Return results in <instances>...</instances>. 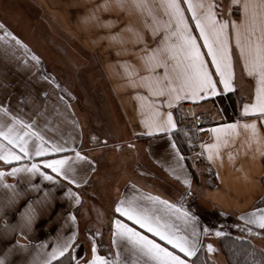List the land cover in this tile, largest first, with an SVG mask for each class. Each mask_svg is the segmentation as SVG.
I'll return each mask as SVG.
<instances>
[{
	"label": "crops",
	"instance_id": "0c3cea01",
	"mask_svg": "<svg viewBox=\"0 0 264 264\" xmlns=\"http://www.w3.org/2000/svg\"><path fill=\"white\" fill-rule=\"evenodd\" d=\"M59 1L36 0L43 10L55 14V21L65 30L73 26L81 29L87 45L106 57L105 71L125 110L126 120L135 127V135L145 138L144 156L156 169L152 171L159 174L152 179L146 169L145 174L124 176L116 181L109 194L101 192L104 201L97 202L96 206L102 214L98 217L99 226L107 230V249L105 252L97 250L96 254L117 259L118 264H156L147 256L129 251L130 245L126 247L124 241L116 238L115 220L121 219L177 255L185 256L174 245L117 213L115 209L121 201L125 205L135 202L159 216L177 235L192 239L195 231L199 242L197 254L208 250L207 245L216 244L217 232L244 233L245 224L260 231L259 225L248 223L247 218L253 211L263 210L258 204L264 197V114L251 108L245 111L246 105L257 103V90L261 86L259 73L249 74L246 67L248 44L255 43L261 35L259 16L254 19V13L258 14L260 9L250 7L245 13L242 7L245 0H238L239 8L234 0H203L205 4H216L218 20L230 21L227 34L232 75L231 87L225 88L192 18V10L187 7L188 0H180L189 30L216 82L214 93L200 90L193 98L192 90L184 81L188 61L179 47L182 44L179 33L173 35L176 26L166 7L167 0H80L90 5H86L85 13L77 17L74 25L67 17L73 7L59 5ZM192 3L198 4L199 0ZM196 11L201 14L204 9L197 7ZM11 15L7 6L0 3V128L14 125L21 136L27 132L31 158L11 163L0 159V170L7 173L3 178L5 183L15 185V189L0 186V256H5L11 248L6 257L8 264H33L34 258L43 260L54 246L72 238L69 253L75 264L77 261L82 264L91 260L93 245L97 243L88 231L95 226H83L80 211L91 204V198L95 199L92 194L99 164L87 151L73 94L43 61L41 45L27 28V21L14 20ZM231 21H235L240 30L244 54L236 43L237 28ZM178 95L180 99L176 98ZM228 95L235 101L234 108L226 110L221 108L220 98ZM184 102L194 104L195 109L198 107L197 110L204 111L213 121L209 129L200 132L196 153L203 161L195 160L194 152L190 151L191 143L187 144L178 134H181V125L176 109ZM168 113L172 114L175 128L168 123ZM13 116L17 120L14 121ZM253 123L255 132L245 127ZM155 125L171 130L157 131ZM228 125L236 127L228 128ZM34 133L44 138V147L50 142L64 151L35 156L41 141ZM208 145L213 147H206ZM9 148L19 151L0 137V155ZM64 156L71 158L66 166L68 180L46 165H42V170L55 175L54 181L27 171L18 172L16 176L10 174L12 168ZM211 174L215 177L210 178ZM73 179L75 184L71 182ZM185 258L189 264H194L195 256Z\"/></svg>",
	"mask_w": 264,
	"mask_h": 264
},
{
	"label": "rangeland",
	"instance_id": "374dc122",
	"mask_svg": "<svg viewBox=\"0 0 264 264\" xmlns=\"http://www.w3.org/2000/svg\"><path fill=\"white\" fill-rule=\"evenodd\" d=\"M0 3L10 10L11 18L27 21V28L32 31L35 40H38L37 43L41 45L45 56L43 61H46L47 66L58 76L59 81L73 94V105L83 127L87 151L96 158L99 164L97 182L92 194L95 199L91 198V204L85 210L80 211L81 222L85 227L89 224L95 226L94 229L88 230L91 232L89 236L97 242L94 243L96 250L105 252L107 230L99 226L98 217H102V214L96 206L97 202L104 201L101 192L113 189V184L124 176L145 174L146 169L150 178L159 177V174L152 171L156 169L147 162L144 156L142 147L145 138L135 135V127L126 120L125 110L105 71L104 64L106 65L108 60L87 45L83 33L80 32L81 29L73 26V29L65 30L59 22L55 21V14L43 10L36 0H0ZM58 3L62 6L73 7V10L67 14L68 20L73 21V25L77 17L85 13V7L90 5L80 0L68 3L60 0ZM61 14L59 11V18ZM95 28L94 26L93 29ZM112 61L116 60L112 58ZM186 103L188 102L182 103L176 109L182 139L187 144L191 143L190 151L194 152L195 156L193 154L192 156L195 160L203 161L202 157L197 154L198 152L196 153L200 143V131L185 120L184 105ZM178 134L181 136L180 133ZM214 177L211 174L210 178ZM227 233L236 234L237 232H226L219 235L213 251L207 249L205 251L206 255L217 260L219 264H228L224 256L226 245L224 235ZM238 234L251 238L264 248L263 231L245 224L244 233L239 232Z\"/></svg>",
	"mask_w": 264,
	"mask_h": 264
},
{
	"label": "snow or ice",
	"instance_id": "6c2138e0",
	"mask_svg": "<svg viewBox=\"0 0 264 264\" xmlns=\"http://www.w3.org/2000/svg\"><path fill=\"white\" fill-rule=\"evenodd\" d=\"M237 7H241L238 0H234ZM167 9H169V15L171 19H174L176 32L173 35L179 33L182 44L179 46L185 53V59L188 63L184 67V81L190 87L193 93V98H196V94L200 90H212L214 93L216 82L213 80L210 72L206 67V62L200 52L199 46L197 44L196 38L192 36L187 20L184 16V9L181 5L180 0H167ZM187 7L192 10V18L196 21V26L200 29V36L203 37V42L207 46L208 54L211 55L212 63L216 66V71L220 75V79L224 83L225 88L231 87V63L229 55V43L227 28L230 21L228 20H218L217 13L215 11L216 4L208 3L205 4L203 0H199L198 4H193L192 0H188ZM200 7L204 9L203 13L198 14L196 8ZM243 11L247 13L249 8H259L260 12L258 14L254 13V19L259 16V25L261 35L257 37L255 43L251 41L248 44V54L249 60L246 61V67L249 68V74L256 71L260 76V88L257 90V103L253 105H246L245 111L247 112L251 108L254 112H259L264 114V0H245L243 4ZM233 27L237 28L236 31V43L241 47V54L245 52V46L241 45L240 30L235 25V21H231ZM255 29H253V32ZM20 43V41H17ZM26 47V46H25ZM34 59H39L38 57H33ZM180 99L179 95L176 97ZM4 111H7L4 109ZM15 121L17 118L12 117ZM23 124V121H19ZM168 123L171 128H175L176 125L172 121V114L168 113ZM31 128V125H27ZM157 131H170L171 129H165L160 125H155ZM228 128H235L236 125H228ZM245 127H250L255 132V123L252 125H245ZM213 131H216L215 129ZM39 137L41 143L35 149V156H44L48 152L60 153L64 151L61 147L51 144L44 147V138L39 136V133H34ZM0 137L8 141L10 145H14L15 148L19 149L18 152L13 151L11 148L7 149L3 155H0V159L5 160L8 163L12 161H19L25 157L31 158L28 148V133L25 132L23 136L15 131L14 125H8L6 128H0ZM206 147H213L208 145ZM77 157L80 154L77 153ZM211 158V154L209 156ZM71 158L64 156L59 159H43L39 163L32 162L30 166H22L19 168H12L10 174L16 176L18 172L27 171L32 174L39 173L44 179L49 181L55 180V175H50L48 172L42 170V165H46L48 169H51L53 173L63 177L64 180H68L70 177L66 174V166L69 165ZM7 173L0 170V186L8 189H15V185L5 183L4 177ZM73 184L76 181L73 179L71 181ZM188 183V181H185ZM153 200H159V197H152ZM79 202V201H78ZM161 203L167 204V201H161ZM175 207V205H171ZM115 211L117 213H122L123 216L127 217L129 220L135 221L137 225L141 228L147 229L149 233H154L155 236L160 237L161 240L167 241L169 245H174L176 249H179L181 253L185 256L177 255L175 251L169 250V248L164 247L161 243H158L155 239L150 238L141 231H137L136 228L124 223L121 219L115 220V236L117 239L125 242V246H129V251L134 254H142L151 258L156 264H189L188 259L185 257H193L197 255L198 252V240L195 239L197 233L193 232V238L189 239L187 236L177 235L175 231L171 230L163 221L160 220L159 216L150 213L145 208L139 206L135 202H128L125 205L124 201H121ZM24 214H22L23 216ZM187 215V214H186ZM30 217L27 220L30 221ZM75 219V217H73ZM248 223L258 224L261 229H264V210H256L249 214ZM5 227L7 228V222L5 221ZM251 231V229H249ZM98 234V233H97ZM221 233L217 232L216 235ZM75 234H73L74 237ZM71 239L65 242L63 245L54 246L51 252L46 254L43 260L34 258L33 264H53L57 262L58 258L63 257L65 253H69L72 248ZM19 244V241L16 242ZM13 248L16 245L12 246ZM21 247H25L21 245ZM209 251H213V245H207ZM12 249L9 248L5 252V256H0V264H8L6 257L11 253ZM96 246L93 245L92 252L93 256L91 260L87 261L86 264H118L117 259H108L104 256L96 254ZM117 257L120 253L117 252ZM77 264L79 262L77 261ZM264 264V261L261 262Z\"/></svg>",
	"mask_w": 264,
	"mask_h": 264
},
{
	"label": "trees",
	"instance_id": "16d2710c",
	"mask_svg": "<svg viewBox=\"0 0 264 264\" xmlns=\"http://www.w3.org/2000/svg\"><path fill=\"white\" fill-rule=\"evenodd\" d=\"M220 100L221 108L226 110L234 108L235 100L232 96L228 95L226 98H220ZM180 137H182V134ZM258 205L264 208V197ZM260 231L264 232V229ZM224 240H226V245L225 250H223L228 264H261L264 261V248L251 238L238 233H227L224 235ZM53 264H57V262H53ZM58 264H75L72 254L67 253L58 259ZM194 264H219V262L210 258L208 254L206 255L205 250H202L195 256Z\"/></svg>",
	"mask_w": 264,
	"mask_h": 264
},
{
	"label": "built area",
	"instance_id": "2783aa9c",
	"mask_svg": "<svg viewBox=\"0 0 264 264\" xmlns=\"http://www.w3.org/2000/svg\"><path fill=\"white\" fill-rule=\"evenodd\" d=\"M184 115L187 123L200 132L209 129L213 123L208 115L195 109L194 104L190 102L184 105Z\"/></svg>",
	"mask_w": 264,
	"mask_h": 264
}]
</instances>
